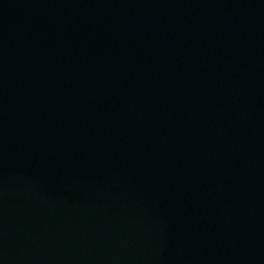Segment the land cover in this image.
<instances>
[{
	"label": "water",
	"instance_id": "95a60500",
	"mask_svg": "<svg viewBox=\"0 0 264 264\" xmlns=\"http://www.w3.org/2000/svg\"><path fill=\"white\" fill-rule=\"evenodd\" d=\"M0 264H264V0H0Z\"/></svg>",
	"mask_w": 264,
	"mask_h": 264
}]
</instances>
